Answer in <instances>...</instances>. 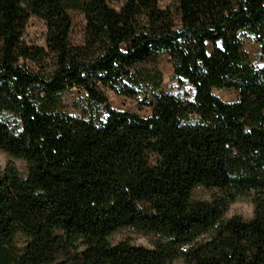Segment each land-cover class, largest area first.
Returning <instances> with one entry per match:
<instances>
[{
  "label": "trees",
  "instance_id": "trees-1",
  "mask_svg": "<svg viewBox=\"0 0 264 264\" xmlns=\"http://www.w3.org/2000/svg\"><path fill=\"white\" fill-rule=\"evenodd\" d=\"M32 17L45 46L24 41ZM244 32L264 54V0H0V113L21 124L0 119V264H264V66ZM160 56L192 94H154L148 116L111 107L102 87L135 96L138 67ZM73 88L103 116L56 111ZM198 187L210 197L195 199ZM239 198L250 219L224 218ZM124 228L148 245L111 243Z\"/></svg>",
  "mask_w": 264,
  "mask_h": 264
},
{
  "label": "rangeland",
  "instance_id": "rangeland-1",
  "mask_svg": "<svg viewBox=\"0 0 264 264\" xmlns=\"http://www.w3.org/2000/svg\"><path fill=\"white\" fill-rule=\"evenodd\" d=\"M175 0H158L160 6L167 7L172 6ZM109 5L115 8L124 2V0H107ZM73 28L70 33V39L73 44L81 43L83 41V30L85 27L83 16L81 13L75 11L71 12ZM45 26L37 18H30L27 23L23 38L28 45L33 46H45L44 40ZM242 49L246 51L250 62L256 67L264 66V54L260 49V45L257 39L252 34L247 32L241 35ZM28 67L36 69L37 65L33 63H27ZM137 72L139 76L140 89L135 96L126 94H118L102 87L106 99L109 101L111 107L117 110H128L142 116L150 115V107L148 102L153 100L154 94H171L177 97H184L185 95L190 96L192 89L188 85H180L175 77L173 76V67H171L170 61L167 56L158 57L153 63L144 64L138 67ZM148 75L146 76V74ZM156 75L159 79V84L156 85L150 81L151 77ZM214 95L216 94L222 100L231 102L237 99L235 90H213ZM54 109L60 113L64 112L74 117H80L83 119H89L91 116H103L101 105L93 102L90 103L86 98V94L80 89H69L58 94L54 98ZM91 115V116H90ZM0 119L6 122L8 127L13 131L17 132L20 129V118L10 112H1ZM10 158L8 155L0 151V167H4ZM17 171L21 174H25L26 164L20 159L13 160ZM211 191L204 187L195 188L193 197L198 200L208 199ZM253 212V204L250 200L239 198L232 203L225 213L224 218H230L231 216L240 215L243 219H250ZM110 242L116 243L127 238L131 239L134 244L137 245H148L149 237L136 232L132 228H124L118 232L112 234L109 237ZM173 264H182L181 260L174 261Z\"/></svg>",
  "mask_w": 264,
  "mask_h": 264
}]
</instances>
